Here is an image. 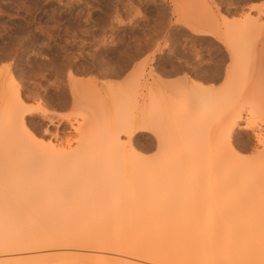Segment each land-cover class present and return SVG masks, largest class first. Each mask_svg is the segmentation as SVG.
<instances>
[{
  "label": "bare ground",
  "instance_id": "obj_1",
  "mask_svg": "<svg viewBox=\"0 0 264 264\" xmlns=\"http://www.w3.org/2000/svg\"><path fill=\"white\" fill-rule=\"evenodd\" d=\"M252 23L227 33L234 58L240 44L262 41L255 32L264 23ZM229 62L221 88L196 84L200 89L167 111L171 128L186 136L180 147L174 135L172 142L161 140L166 121L150 125L159 117L150 116L146 95L132 81L124 95L134 102L142 96L140 112L128 116L122 109L115 122L95 129L97 141L89 136L66 149L37 143L31 133L2 140L0 159H13L12 169L0 164V264H264V136L252 130L257 144L249 155L238 150L239 139L235 143L238 131L252 129L257 115L264 118V83L243 87L233 79L258 77L264 59ZM15 90L8 92L12 100L17 95L10 99L11 133L36 113V107H18ZM215 97L218 108H204ZM148 131L159 140L160 155L152 158L139 154L134 142Z\"/></svg>",
  "mask_w": 264,
  "mask_h": 264
},
{
  "label": "rangeland",
  "instance_id": "obj_2",
  "mask_svg": "<svg viewBox=\"0 0 264 264\" xmlns=\"http://www.w3.org/2000/svg\"><path fill=\"white\" fill-rule=\"evenodd\" d=\"M252 21L264 23V0H0V142L27 133L37 143H63L66 149L89 136L97 141V128L119 119L122 109L128 116L140 112L142 96L134 102L124 95L132 81L146 95L150 116L159 117L160 122L155 119L150 125L166 121L161 140L176 139L173 144L180 147L186 136L180 127L171 128L167 111L177 110L196 84L221 88L230 59H264V29L255 32L260 43L237 47L236 58L224 43L229 30H247ZM241 74L232 75L239 85L264 83V67L258 77ZM12 88L20 94L16 102L21 110L37 108L36 113L24 114L25 127L13 133L7 128L11 102L17 97L12 100V91L8 94ZM261 89L264 92V85ZM215 99L202 106L218 108L220 98ZM200 109L193 110V120L200 118ZM252 127L235 134L241 154H251L257 144L254 128L264 136L262 115L252 120ZM120 138L127 140L125 133ZM158 141L150 131L134 139L139 154L150 158L160 155ZM11 157L0 159L2 168H10Z\"/></svg>",
  "mask_w": 264,
  "mask_h": 264
}]
</instances>
